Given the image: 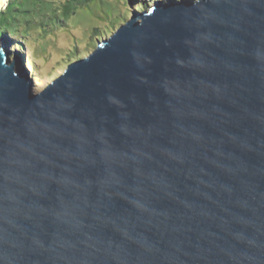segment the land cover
<instances>
[{
  "label": "water",
  "instance_id": "obj_1",
  "mask_svg": "<svg viewBox=\"0 0 264 264\" xmlns=\"http://www.w3.org/2000/svg\"><path fill=\"white\" fill-rule=\"evenodd\" d=\"M131 13L37 91L0 46V264H264V0Z\"/></svg>",
  "mask_w": 264,
  "mask_h": 264
},
{
  "label": "rangeland",
  "instance_id": "obj_2",
  "mask_svg": "<svg viewBox=\"0 0 264 264\" xmlns=\"http://www.w3.org/2000/svg\"><path fill=\"white\" fill-rule=\"evenodd\" d=\"M119 1L121 12L118 13L103 12L102 14V11L97 9V6L102 8V5L98 1H90L79 5L76 12L67 17L64 14L67 7L63 4L60 6L59 17L42 15L35 22H31L28 26L29 36L26 37L24 34L26 31L23 29L20 31L21 37L27 42L25 49H16L18 38L9 36L0 38V46L4 45L10 50L11 59L18 58L24 61L28 75L34 80V90L37 91L59 76L69 63L88 55L95 48L98 40L110 36L121 23L125 22L122 13L130 11L135 3H143L146 8L150 7L155 0ZM8 2L9 0L0 7V10L5 8ZM129 17L128 14L127 18ZM98 20H100L99 26ZM111 21L114 23L121 21V23L106 31ZM97 26L101 30L99 35L95 30Z\"/></svg>",
  "mask_w": 264,
  "mask_h": 264
},
{
  "label": "trees",
  "instance_id": "obj_3",
  "mask_svg": "<svg viewBox=\"0 0 264 264\" xmlns=\"http://www.w3.org/2000/svg\"><path fill=\"white\" fill-rule=\"evenodd\" d=\"M90 1H98V3L102 5V8L97 6V9L101 10L102 14L103 12H121L119 0H65L61 2L59 0H9L5 8L0 10V38L7 36L16 37L18 38V43L15 48H19L20 50L25 49L27 42L21 37L22 32L20 31L23 29L26 31V33L23 32L26 34V37L29 36L30 27L28 26L31 22H35V20L42 15L59 17V12L61 10L60 6H63V4L67 7V11H64L65 17H67L69 14H74L79 5H84ZM145 8L146 6L143 3H135L134 7L130 8V11L127 10L122 13L124 20L127 19L128 14H132V10L138 11ZM97 13L100 14L99 11H97ZM98 23H100V20L97 21V25ZM118 23H121V21ZM118 23L111 21L112 25L108 24L106 31L108 28H114ZM98 26L95 27V30L99 35L101 30Z\"/></svg>",
  "mask_w": 264,
  "mask_h": 264
},
{
  "label": "bare ground",
  "instance_id": "obj_4",
  "mask_svg": "<svg viewBox=\"0 0 264 264\" xmlns=\"http://www.w3.org/2000/svg\"><path fill=\"white\" fill-rule=\"evenodd\" d=\"M7 2V0H0V7L5 4Z\"/></svg>",
  "mask_w": 264,
  "mask_h": 264
}]
</instances>
